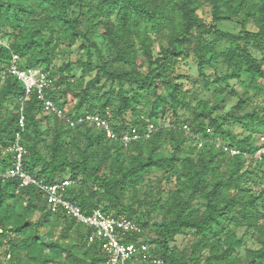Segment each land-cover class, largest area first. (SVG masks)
<instances>
[{"label": "trees", "instance_id": "obj_1", "mask_svg": "<svg viewBox=\"0 0 264 264\" xmlns=\"http://www.w3.org/2000/svg\"><path fill=\"white\" fill-rule=\"evenodd\" d=\"M15 55L21 72L49 73L43 93L62 118L8 72ZM191 58L202 81L185 89ZM227 94L238 101L224 111ZM18 136L26 173L69 179L84 215L139 227L122 243L148 258L126 264H264V0H0L3 173ZM0 226V264H108L90 228L19 178L0 179Z\"/></svg>", "mask_w": 264, "mask_h": 264}, {"label": "built area", "instance_id": "obj_2", "mask_svg": "<svg viewBox=\"0 0 264 264\" xmlns=\"http://www.w3.org/2000/svg\"><path fill=\"white\" fill-rule=\"evenodd\" d=\"M19 57L14 56L12 64L8 69L9 73L17 75L26 85L27 93L32 88H36L39 91L40 98L44 101L45 110L47 112H53L59 117H63V114L56 108V106L45 99L43 91L46 88L53 86V79L50 78L49 73L43 69H34L29 72H21L18 69ZM7 71H2V77ZM89 121L96 122L99 126H103L109 130L106 122H103L99 117H89ZM66 121L74 126L79 124L83 120L72 121L66 119ZM21 126H24L23 120L20 121ZM128 141V138L124 139ZM14 149L17 152L15 162L13 166L8 169L7 172L3 173L0 171V179H14L19 178L22 180L24 186H35L44 194L49 206L53 211L59 209L63 210L68 216L76 219L78 223L85 225L92 230L90 242L95 240H101L104 242V248L108 253V264H126L131 260H140V255L143 259L147 260L148 246L146 244H124L122 243L123 237L130 232L139 231V227L122 217H115L112 214L102 213L97 210L91 215H84L80 208L66 199L67 189L72 184V181L67 179L63 182L47 183L42 179H36L30 176L24 171L23 168V156L26 154V150L20 144V137L18 136L17 141L14 145ZM238 152L232 151V154ZM264 154V151H259L256 157L260 158ZM3 234V229L0 226V235ZM151 259V257L149 256ZM150 264H165L161 259L153 258L149 262Z\"/></svg>", "mask_w": 264, "mask_h": 264}, {"label": "rangeland", "instance_id": "obj_3", "mask_svg": "<svg viewBox=\"0 0 264 264\" xmlns=\"http://www.w3.org/2000/svg\"><path fill=\"white\" fill-rule=\"evenodd\" d=\"M199 15L204 18L206 20L207 23H210L211 21V15H210V6H207L204 10H201L198 12ZM224 23L222 28H224L225 30L227 31H230V32H239L241 30L240 27L236 26L235 24L233 23ZM75 50H77V52H75L70 59L72 60H76L79 56H80V44L75 46L74 47ZM79 51V52H78ZM57 63H59L57 61ZM197 61L193 58L189 59V65H183L180 67L179 69V73L181 75H183L184 77L182 79H180V83L183 84V87L185 89H192L198 81H202V77L200 76V74L198 73L197 71ZM206 74L207 76L210 77L211 80L214 79V73H213V70L212 69H207L206 70ZM238 90V93L240 95H243L242 93V89L240 87L237 88ZM224 97V96H223ZM238 101V97H235L231 94H227L224 101H223V107H224V111H228L233 105H235ZM167 119L169 118V116L167 115L166 116ZM167 124V122H166ZM239 132V130H237ZM258 144L262 145L261 141L260 143L258 142ZM259 153V152H258ZM38 217H35L34 220H37ZM43 231H45V229L43 228ZM244 229H241L239 231V235H243L244 233ZM190 243V239H185L184 237H179L178 240H177V244L178 246H180L181 248L183 247H186L188 244ZM248 247L249 248H257L258 246L255 245L254 243L250 242L248 244ZM242 254L244 255L245 254V248L242 249ZM2 260V258H1Z\"/></svg>", "mask_w": 264, "mask_h": 264}]
</instances>
